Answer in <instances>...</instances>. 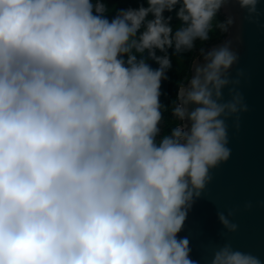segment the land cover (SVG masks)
Wrapping results in <instances>:
<instances>
[{
    "label": "clouds",
    "instance_id": "clouds-1",
    "mask_svg": "<svg viewBox=\"0 0 264 264\" xmlns=\"http://www.w3.org/2000/svg\"><path fill=\"white\" fill-rule=\"evenodd\" d=\"M135 2L0 0V264H196L179 233L230 157L226 119L246 110L224 99L230 41L197 49L229 32L230 0ZM259 2L235 0L250 16ZM194 51L162 104L172 57ZM211 264L261 261L226 244Z\"/></svg>",
    "mask_w": 264,
    "mask_h": 264
},
{
    "label": "water",
    "instance_id": "water-1",
    "mask_svg": "<svg viewBox=\"0 0 264 264\" xmlns=\"http://www.w3.org/2000/svg\"><path fill=\"white\" fill-rule=\"evenodd\" d=\"M221 14L233 24L209 47L230 41L238 60L230 69L232 83L224 89V99H230L232 89L246 110L226 119L230 157L211 170L212 179L192 204L179 237L189 240L196 264H211L213 252L226 244L264 264V0L251 16L235 0ZM219 213L237 226L235 232L223 227Z\"/></svg>",
    "mask_w": 264,
    "mask_h": 264
},
{
    "label": "trees",
    "instance_id": "trees-1",
    "mask_svg": "<svg viewBox=\"0 0 264 264\" xmlns=\"http://www.w3.org/2000/svg\"><path fill=\"white\" fill-rule=\"evenodd\" d=\"M127 7H137L135 0H108V8L113 10V12L120 8ZM219 20H225L224 16L218 15ZM176 21H173V26L176 25ZM225 36V33H221L219 30H214L211 34V39L207 44L202 45L197 42V49L199 47H209L210 45L220 41ZM199 57L198 51L185 54L183 58L173 56L172 63L173 67L168 72V79L162 84V96L161 103L164 105H169L172 100L175 99L177 94V88L181 83H186L190 75V65L194 58ZM201 58V57H200ZM155 67V65H153ZM177 120L171 116V108L169 107L164 111V119L162 121L161 127L164 129L165 134L170 131V129L175 126Z\"/></svg>",
    "mask_w": 264,
    "mask_h": 264
},
{
    "label": "rangeland",
    "instance_id": "rangeland-1",
    "mask_svg": "<svg viewBox=\"0 0 264 264\" xmlns=\"http://www.w3.org/2000/svg\"><path fill=\"white\" fill-rule=\"evenodd\" d=\"M162 132L165 134V131H164V129L162 128Z\"/></svg>",
    "mask_w": 264,
    "mask_h": 264
},
{
    "label": "built area",
    "instance_id": "built-area-1",
    "mask_svg": "<svg viewBox=\"0 0 264 264\" xmlns=\"http://www.w3.org/2000/svg\"><path fill=\"white\" fill-rule=\"evenodd\" d=\"M194 59H195V58H194ZM178 123H179V122L177 121L176 124H178ZM176 124H175V125H176Z\"/></svg>",
    "mask_w": 264,
    "mask_h": 264
}]
</instances>
